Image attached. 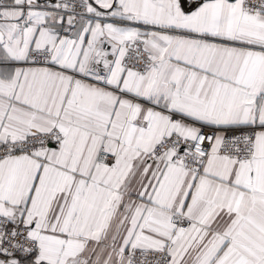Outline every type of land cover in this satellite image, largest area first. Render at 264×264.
Segmentation results:
<instances>
[{"label": "snow or ice", "instance_id": "obj_1", "mask_svg": "<svg viewBox=\"0 0 264 264\" xmlns=\"http://www.w3.org/2000/svg\"><path fill=\"white\" fill-rule=\"evenodd\" d=\"M0 264H264V0H0Z\"/></svg>", "mask_w": 264, "mask_h": 264}]
</instances>
